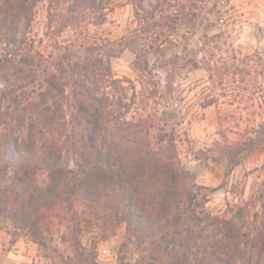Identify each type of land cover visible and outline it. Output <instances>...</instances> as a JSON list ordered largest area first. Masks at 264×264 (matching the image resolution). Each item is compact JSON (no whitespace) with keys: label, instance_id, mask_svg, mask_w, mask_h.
Masks as SVG:
<instances>
[{"label":"rangeland","instance_id":"obj_1","mask_svg":"<svg viewBox=\"0 0 264 264\" xmlns=\"http://www.w3.org/2000/svg\"><path fill=\"white\" fill-rule=\"evenodd\" d=\"M27 4L9 40L0 36V157L6 134L23 147L27 122L18 118L29 102L44 94L52 106L51 75L67 102L75 80L97 78L100 93L120 100L124 119L146 116L151 128L173 135L181 165L207 188L201 192L211 216L229 217L242 206L244 229L259 224L264 0H95L72 10V0ZM63 112L58 132L68 133L71 110L65 105ZM55 138L63 145L64 134ZM60 163L75 166L70 151L63 150ZM13 172L8 166L0 173V187ZM36 181L46 183L45 170H36ZM201 232L219 234L210 221ZM143 245L122 215L101 203L73 199L60 216L42 210L28 220L0 214V264L135 263L149 252ZM105 248L109 254H100Z\"/></svg>","mask_w":264,"mask_h":264},{"label":"trees","instance_id":"obj_2","mask_svg":"<svg viewBox=\"0 0 264 264\" xmlns=\"http://www.w3.org/2000/svg\"><path fill=\"white\" fill-rule=\"evenodd\" d=\"M82 4L92 7L95 0H72L70 10ZM5 6L0 36L9 40L16 16L29 11V5L27 0H7ZM55 78L46 81L57 93L52 106L45 104L43 94L19 115V122H27L23 147L12 133L3 139L0 173L8 166L14 172L9 184L0 187V214L28 220L42 210L60 216L73 199L89 206L101 203L122 215L138 245L148 246L147 255L127 264H264V183L259 193L262 218L252 230L244 229L248 212L242 206L229 217L211 216L205 208L207 194L201 192L207 188L181 165L172 134L151 128L146 116L124 119L120 100L100 93L97 78L87 77L89 84L75 80L68 102ZM65 105L71 124L68 133H59ZM56 134L65 135L63 145ZM64 149L71 152L74 167L60 163ZM39 168L47 173L43 186L36 181ZM254 215L255 221L259 214ZM209 221L217 226L216 237L202 235L201 225Z\"/></svg>","mask_w":264,"mask_h":264},{"label":"built area","instance_id":"obj_3","mask_svg":"<svg viewBox=\"0 0 264 264\" xmlns=\"http://www.w3.org/2000/svg\"><path fill=\"white\" fill-rule=\"evenodd\" d=\"M100 254H109V249L105 248V249H102L100 252Z\"/></svg>","mask_w":264,"mask_h":264},{"label":"crops","instance_id":"obj_4","mask_svg":"<svg viewBox=\"0 0 264 264\" xmlns=\"http://www.w3.org/2000/svg\"><path fill=\"white\" fill-rule=\"evenodd\" d=\"M189 168H191V166Z\"/></svg>","mask_w":264,"mask_h":264}]
</instances>
